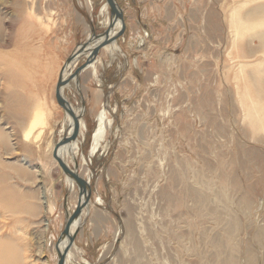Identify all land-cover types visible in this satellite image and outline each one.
Here are the masks:
<instances>
[{
  "label": "rangeland",
  "instance_id": "374dc122",
  "mask_svg": "<svg viewBox=\"0 0 264 264\" xmlns=\"http://www.w3.org/2000/svg\"><path fill=\"white\" fill-rule=\"evenodd\" d=\"M114 2L125 20L118 49L114 46L85 78L70 83L89 62L84 54L70 58L86 44L80 43L86 34L78 16L95 31L97 17L94 26L90 18L106 0H29L18 10L12 0H0V130L9 136L7 145L0 143V175L25 205L37 209L18 210L16 199L11 207L2 205L1 234L22 264H56L62 251L72 194L53 155L68 118L55 101L54 81L69 59L63 94L80 105L77 116L84 129L70 143V151L74 142L76 150L68 166L83 164L90 198L75 224L74 251L68 254L69 248L65 264H217L223 253L211 240L223 238V225L215 218L225 204L210 199L214 213L194 210L182 183H168L175 172L191 187H197L196 172L208 181L214 172L205 164L215 165L216 154L229 161L250 149L264 153L241 127L235 105L242 80L235 70L238 60H229L235 51H230L223 17L230 0ZM87 40L93 41L90 34ZM206 94L210 100L203 104ZM90 101H98L94 112ZM37 109L43 124L27 138L24 131ZM235 173L241 176L239 193L258 183L264 204V175H245L237 165ZM166 190L174 205L165 201ZM263 220L264 212L256 208L246 229L232 233L233 242L250 241ZM247 245L254 264H263V248L251 241ZM244 250L235 253L240 264L246 263Z\"/></svg>",
  "mask_w": 264,
  "mask_h": 264
},
{
  "label": "bare ground",
  "instance_id": "6f19581e",
  "mask_svg": "<svg viewBox=\"0 0 264 264\" xmlns=\"http://www.w3.org/2000/svg\"><path fill=\"white\" fill-rule=\"evenodd\" d=\"M28 1L29 0H12V4L16 8V10H18L17 8H21L24 6L26 7ZM108 8L109 7L106 3V5L103 6V9L100 14L102 15L104 19L102 22L104 23L107 29H110V33L108 35L109 36L108 39H110L120 29L121 22L119 19L112 20V17H110L112 15H111V12L109 13L110 10L108 11ZM1 10L2 9H0V11ZM22 14H23V11H22ZM1 15H3V13H0V22H1ZM18 15L20 14L18 13ZM108 15L110 19L112 20L111 22L113 23V27L111 26L112 25L111 22H109ZM212 18H214V14L210 13L207 17L208 24L210 25V28H209L210 32H212L213 30L211 26L213 27L215 26L212 21ZM223 20H224V23L228 31L230 51L234 50L236 54V55L234 54L232 57H229V60L233 61L234 58L238 60L235 70L242 80L241 88H237L236 92L234 93L235 105L237 107V111L239 114L240 124H241V127L244 126V128L246 129L248 138L250 141L264 146V0H230L227 8L225 9ZM85 32H89V31H85ZM105 37L102 36V38H100L98 41L85 45L84 47H82L81 50H76L71 55L70 58L74 56H79L82 54L86 55L88 53L89 54L87 55V57L89 56L90 58L91 51L89 50L86 51V50L89 48H92L94 45H96L98 42H100ZM77 51H79L78 54H77ZM68 60L64 63L63 67L60 70L61 73L58 76V79L61 78L62 81H67L60 90V93L63 96V98L65 96L63 94L64 89L68 86L67 84L69 82L68 76L71 73L70 71H68L66 76L64 75L70 63V61ZM91 60H89V62L85 66L90 67ZM86 71L87 70H85V72ZM54 94H55V91H54ZM208 96H209L208 94L204 95L202 99L203 104L209 103L210 99L208 98ZM94 99H96V97ZM65 100L67 101L69 108L74 112V114L76 116L79 115L80 105H78L77 103L72 104L69 100L67 99ZM97 102L98 101H92L91 103L92 112L96 110L95 107L97 106ZM66 115L68 116L67 125L64 128L62 127L63 131H61L62 134L58 141H60L66 136L71 135L74 129L72 118L70 117L69 114L66 113ZM42 116H43L42 111H40V109H37L35 112H33V116L29 120L27 127L24 131L25 137L28 138L29 135L37 127H40V125L43 124ZM102 116H103V113H102ZM83 122L84 121H82L81 118L78 119L79 133L80 132L82 133V130L84 129ZM99 134H100V130L98 127L96 129V138L98 137ZM39 135H40V132L37 133L36 138H38ZM8 142H9L8 134L0 130V143L3 145H7ZM70 143L72 142L63 144L58 149V156L61 158L64 164L71 171L77 173L90 187L89 182L87 181V178L85 177V171H83L82 169L83 164H81V166L76 167L77 169H73L69 167L70 166L69 162L71 160V154L74 155L75 154L74 149L76 150V145H75L76 142H74V145H73L74 149L72 152L69 149ZM214 160L216 161V164L213 165L214 168L210 162H207L205 164V168L207 170L214 172L213 176L208 181H206V179L202 177V174L200 172H196L194 174V181H195L194 184H196L197 187L196 186L191 187L186 182L185 183L182 182L184 178L181 175H179L177 172H175L173 175L169 177L168 187L172 184L181 182L182 192H184L185 195H187L190 199L193 200L192 208L194 210H198V211L208 210L209 212L214 213L215 207L211 206L210 199L213 200L214 204H216L217 202L225 204L224 212H222L220 215L218 214V216L215 218L218 224L223 225V232H224V235H222L223 238L219 239V237H214L213 240H211L212 243L218 242L220 244L221 252L223 253V256L218 258L216 263L217 264H240L238 259L236 258L237 255L235 256V253H238L242 249V246H244L245 254H247L245 256L246 257L245 264H254L255 256L251 251H249L247 244L251 241L254 245L261 246L264 250V220H263V225L261 224L254 228L256 230L254 234L251 236L250 241L248 239L240 240V242L237 244L233 242L231 235L234 232L242 233L243 229H246L247 224L249 222V218L255 212L256 208L257 210L262 209V211L264 212V204L261 202V200H259L261 197V192L259 190L260 189L259 186L257 185L258 183L249 185L248 190L245 191V193H242V194L241 192L239 193L240 190L238 189L239 187L238 183H239V179L241 178V176L240 177L238 176V174L240 175V173L238 174L235 173V166L237 165L240 169H243L245 175H247V173H251V174L256 173V174H259L260 177L261 176L263 177L264 175V153L263 151L261 152L259 150L250 149V150H247L245 153H242V154L238 153L235 157H233V159H231L232 161L230 159L229 161H227V160L218 158L217 154ZM1 166H2V163L0 162V167ZM7 168L10 169L9 166ZM154 170H155V166L154 168L153 167L151 168V171H154ZM19 172L22 173L24 171L19 169ZM64 176H65L66 184L72 194V198H71L72 205H70V209H71V212H73L77 208V206L80 204L81 196H80L79 190H78V193L75 192L77 188L76 183L72 179H70L68 176L66 175ZM7 183L8 182H7L6 175L5 174L0 175V205H1L0 208H3L2 205H7L8 207L13 206L12 204L13 200L16 199L14 202V206H17L18 210H21V211H25V209L26 210L31 209V211L33 209L37 210L35 206L25 205V202H23L24 198H21L18 193L15 194L16 192H14L13 186L8 185ZM163 196L167 203L174 205V201H175L174 197L169 194L168 190H166L163 193ZM40 198H41L40 201L46 204L45 208L48 209L47 196L44 191H41ZM9 199H11V201H9ZM3 211H4V208H3ZM83 212L84 210L81 211L80 215L71 224L72 226V228L70 226V228L72 229V230L70 229L71 234L74 231L75 224L78 221L77 219H80ZM6 241L7 240L4 237V235L1 234V229H0V264H22V258L20 257V254L18 253V251L12 248V246L8 245ZM73 243L71 247L74 246ZM66 244H67V236H65L62 239V243H61L62 250L64 249ZM70 250L71 252H69L68 254L74 251L73 248H70ZM262 259H263V264H264V255H262ZM63 264H65L64 261H63Z\"/></svg>",
  "mask_w": 264,
  "mask_h": 264
},
{
  "label": "water",
  "instance_id": "95a60500",
  "mask_svg": "<svg viewBox=\"0 0 264 264\" xmlns=\"http://www.w3.org/2000/svg\"><path fill=\"white\" fill-rule=\"evenodd\" d=\"M106 3H107L109 10L111 12L112 20L119 19L121 22V27L110 39H108L109 36L107 35L105 38H103L100 42H98L92 48H89L86 50V51H88V50L91 51L89 60L92 58L93 55H95L98 52V50L100 48L114 42L123 32L124 27H123V20H122L121 11L117 7L114 0H106ZM87 44H90V42H88ZM87 44H85V45H87ZM85 45H83V46H85ZM78 53H79V51H77V54ZM66 82L67 81H62L61 78L58 79L56 86H55V99H56L57 103L64 109V111L67 114H69L70 117L72 118L74 129H73V132L71 135L64 137L63 139L58 141V143H56L54 150H53V155H54V158L56 159L60 169L62 170L63 174L68 176L70 179H72L76 183L77 188H78L79 193H80V196H81L80 197L81 200H80V204L72 212L71 216L68 218V220L65 224L62 236L63 235L67 236V244L65 245V247L62 251H59L56 264H63L64 257L66 255L67 251L69 250L70 246L72 245L73 241H74V236L70 233V226L74 222V220L80 215L81 211L83 210L84 206L86 205V203L88 202V200L90 198V188H89L88 184L77 173L71 171L64 164V162L61 160V158L58 156V149L63 144L74 141L75 138L77 137L78 130H79L78 117L69 108L67 101L63 98V96L60 93L62 86H64Z\"/></svg>",
  "mask_w": 264,
  "mask_h": 264
},
{
  "label": "crops",
  "instance_id": "0c3cea01",
  "mask_svg": "<svg viewBox=\"0 0 264 264\" xmlns=\"http://www.w3.org/2000/svg\"><path fill=\"white\" fill-rule=\"evenodd\" d=\"M91 1V0H90ZM117 1V0H116ZM92 4V2L91 3H89L88 4V6H89V8H90V10H91V12L93 13V6L91 5ZM102 9H103V5L101 6V8H100V10H99V12H96L95 14H94V16H93V18L91 17L90 18V22H91V24L94 26V18H96L97 17V20H98V24H99V27L97 28V29H95V31H91V28L89 27V25L84 21V20H82L81 18H80V16H78V18H79V22L77 23L78 25H80L81 27H82V30L84 29L85 31H89V32H85L86 33V38L83 40V41H81L80 43H88V40H87V38H88V36H89V34H90V36H92V42H90V43H94V42H96V41H98L100 38H102V36L103 37H105V36H107V35H109V33L108 34H104V33H106L107 32V30H109V29H107L106 28V26L104 25V23L102 22L104 19H103V17H102V15L100 14L101 13V11H102ZM121 13H123L122 12V10H121ZM109 16V15H108ZM122 16H123V14H122ZM110 21H112V20H110ZM112 23V22H111ZM123 23H124V28H125V20H124V17H123ZM86 24V25H85ZM124 28H123V32H122V34L116 39V41L115 42H113V43H111V44H108V45H106V46H104V47H102L101 49H99L98 50V52L93 56V59L91 60V63H90V67H94L95 65H96V62L98 61V58H100L101 56H104V55H106V54H110L111 52L113 53V51L115 50V48H114V46L118 49V46H119V43H120V41L122 40V38H123V34H124ZM114 43H115V45H114ZM78 45H79V43H78ZM109 47H111V48H109ZM77 49H79V48H77ZM77 49H75L74 50V52L77 50ZM104 49V50H103ZM106 49V50H105ZM109 51H108V50ZM104 52H103V51ZM71 52V51H70ZM107 52V53H106ZM109 52V53H108ZM70 54V53H69ZM89 54V53H88ZM88 54H86L84 57H83V59L84 58H87V55ZM89 57V56H88ZM86 60V59H85ZM82 62H84L83 60H82ZM94 64V65H93ZM61 66V65H60ZM58 67V71H57V73H56V75H55V81H54V91H55V85H56V82H57V80H58V76H57V74L58 73H60L59 72V70L61 69V67ZM87 66H85V68L80 72V73H78L77 75V77H76V79H75V81H71L70 83H72V82H77L78 81V77L80 76V75H82L84 78L86 77V75H87V72H88V70H89V68L90 67H87ZM85 70H87L86 72H85ZM82 72H83V74H82ZM82 77V78H83ZM83 78V79H84ZM54 98H55V94H54ZM55 101H56V99H55ZM84 101H86V99L84 100ZM57 102V101H56ZM85 104H87L88 103V101H86V102H84ZM92 103V101H90V104Z\"/></svg>",
  "mask_w": 264,
  "mask_h": 264
}]
</instances>
